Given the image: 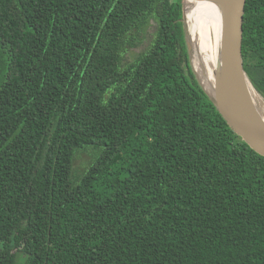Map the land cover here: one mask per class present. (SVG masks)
Here are the masks:
<instances>
[{
    "label": "trees",
    "instance_id": "16d2710c",
    "mask_svg": "<svg viewBox=\"0 0 264 264\" xmlns=\"http://www.w3.org/2000/svg\"><path fill=\"white\" fill-rule=\"evenodd\" d=\"M182 17L0 0V264H264V155L201 88ZM242 50L264 97V0Z\"/></svg>",
    "mask_w": 264,
    "mask_h": 264
},
{
    "label": "water",
    "instance_id": "95a60500",
    "mask_svg": "<svg viewBox=\"0 0 264 264\" xmlns=\"http://www.w3.org/2000/svg\"><path fill=\"white\" fill-rule=\"evenodd\" d=\"M220 9L221 27L219 59L214 70L215 84L209 90L201 70L196 67L197 52H202L201 35H193L187 17V0H183L185 40L191 68L201 88L231 128L255 151L264 155V107L258 106L253 92L264 98L252 83L243 58V22L247 0H206ZM203 58V55H200Z\"/></svg>",
    "mask_w": 264,
    "mask_h": 264
},
{
    "label": "bare ground",
    "instance_id": "6f19581e",
    "mask_svg": "<svg viewBox=\"0 0 264 264\" xmlns=\"http://www.w3.org/2000/svg\"><path fill=\"white\" fill-rule=\"evenodd\" d=\"M187 2V17L190 30L193 35H196V31L200 33L199 42L202 45V49H204L202 52H197L196 67L201 70L204 83L211 90L215 84L213 74L219 59L220 9L213 1L187 0ZM200 55H203V58ZM253 93L258 106L264 107V98L256 91Z\"/></svg>",
    "mask_w": 264,
    "mask_h": 264
},
{
    "label": "rangeland",
    "instance_id": "374dc122",
    "mask_svg": "<svg viewBox=\"0 0 264 264\" xmlns=\"http://www.w3.org/2000/svg\"><path fill=\"white\" fill-rule=\"evenodd\" d=\"M154 29H155V25L152 24V25L149 26V28L147 30V33H146V38H147L146 42L141 47L135 48V50H133V51H135L134 54H137L138 52H140L141 50H143L145 48L147 42H149L151 40L150 33H152L154 31ZM134 54H132V55H134ZM84 159L85 160L88 159V155L87 154H83V157L76 162L77 167L82 168L81 162Z\"/></svg>",
    "mask_w": 264,
    "mask_h": 264
}]
</instances>
